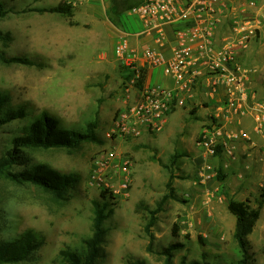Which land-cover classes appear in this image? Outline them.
<instances>
[{
	"label": "rangeland",
	"instance_id": "374dc122",
	"mask_svg": "<svg viewBox=\"0 0 264 264\" xmlns=\"http://www.w3.org/2000/svg\"><path fill=\"white\" fill-rule=\"evenodd\" d=\"M135 1L124 0L114 23L107 14L112 0H0L11 10L0 17V91L9 96L5 110L27 112L1 126L0 159L42 112L68 129L99 124V139L76 149L20 150L11 171L67 179L62 193L0 174V249L17 245L28 232L35 237L25 259L3 264H67L63 252H85L93 237L97 202L107 204V232L94 264H264V207L245 249L234 237L236 217L228 210L231 199L256 206L264 187V146L258 155L255 147L241 153L240 143L253 140L240 131V139L230 138L237 130L214 113L201 122L198 106L178 109L162 130L140 138L107 136L145 85V79L131 81L132 71L114 53L119 29L132 31L127 6ZM60 4L71 5L73 16L41 11ZM247 48L240 62L264 75V23ZM2 56L35 64L8 63ZM208 132L220 151L209 159L215 177L202 181L199 142Z\"/></svg>",
	"mask_w": 264,
	"mask_h": 264
},
{
	"label": "built area",
	"instance_id": "2783aa9c",
	"mask_svg": "<svg viewBox=\"0 0 264 264\" xmlns=\"http://www.w3.org/2000/svg\"><path fill=\"white\" fill-rule=\"evenodd\" d=\"M262 3L263 0H141L131 7L128 17L139 20L141 27L136 32L119 29L116 57L132 71L133 83L145 79L147 69L163 66L167 75L177 79L178 87L144 85L119 112L108 138L136 139L162 130L173 109L183 103L180 93L194 86L202 74L194 68L193 57L203 58L208 72L226 84L227 114L243 115L249 99L246 82L250 69L240 62L238 54L248 47L250 38L264 23ZM168 32L174 35L178 51L170 61L155 45L142 42L150 36L159 40ZM219 33L226 35L218 38ZM262 126L259 122L256 129L260 131ZM241 136L239 132L230 134V138ZM216 139L208 132L199 142L205 156L204 165L197 171L202 181L215 177L209 159L218 155ZM108 155L114 157L115 152Z\"/></svg>",
	"mask_w": 264,
	"mask_h": 264
},
{
	"label": "trees",
	"instance_id": "16d2710c",
	"mask_svg": "<svg viewBox=\"0 0 264 264\" xmlns=\"http://www.w3.org/2000/svg\"><path fill=\"white\" fill-rule=\"evenodd\" d=\"M123 1V2H122ZM141 0L130 2L127 10L134 5L138 4ZM126 2L124 0H112V6L107 11L112 22L116 20L120 22L122 11L121 6H124ZM4 4L0 3V17H5L10 12ZM41 11H47L52 13H60L66 16H73V7L67 4H60L54 7L42 8ZM115 15V17L112 16ZM2 59L8 63H25L34 65L35 62L28 58L2 56ZM9 103V96L0 91V128L7 122L15 119H20L27 116V112L24 108L17 110H5ZM98 121L95 120L89 123L85 130H73L62 126L58 118L50 116L48 113L42 112L33 119L29 124L22 128L23 134L15 136L11 140L12 148L7 151L5 157L0 159V174L6 177L13 178L20 181H31L48 192L62 193L66 188L67 179L59 178L56 176L49 177L43 173L25 171L20 173H13L11 167L17 163L20 150L22 148H68L70 150L76 149L82 145L85 141H97L96 129L98 128ZM218 148V152L220 148ZM104 197V196H103ZM106 203L100 204L97 202L95 205V222H94V234L93 237L86 240V251H64L63 259L67 264H94L98 256L100 255V244L103 242L104 235L107 229L104 222L107 218ZM264 207V187H262L259 197L256 199V206L247 201H240L231 199L228 204V210L236 217V229L234 237L240 247L245 249L247 245V236L251 234L261 216L262 209ZM155 211H152V219L149 226H153L155 223ZM148 230L150 231L149 227ZM35 238L34 234L28 232L24 234L22 239L17 245L12 244L7 248L0 249V264L6 262H17L25 259L33 247H31L32 239ZM194 264H203L194 262Z\"/></svg>",
	"mask_w": 264,
	"mask_h": 264
},
{
	"label": "crops",
	"instance_id": "0c3cea01",
	"mask_svg": "<svg viewBox=\"0 0 264 264\" xmlns=\"http://www.w3.org/2000/svg\"><path fill=\"white\" fill-rule=\"evenodd\" d=\"M133 22L132 31L140 29L141 24L139 20L131 19ZM226 33H219L217 37H223ZM143 43L155 45L160 53H162L167 60H172L176 57L177 50L176 42L174 41V35L172 32H168L165 36L160 37L159 40H155L153 36L147 37L142 40ZM248 48L240 50L238 56L241 60L244 58V53ZM195 66L194 68L199 70L202 74L197 77L196 84L189 85L185 91L180 93L183 103L173 109L168 117V124L172 113L178 109L189 111L194 106H198L197 114L200 118L215 115L219 116L221 122L225 125L228 124L237 132H244L248 138L252 139V142L244 141L240 143L239 150L241 153L249 152L250 148L255 147L254 151L258 155L260 148L264 146V86L259 83H264V75L258 72V68L253 67L248 74V80L246 86L248 88L249 99L248 103L244 107V116L232 115L231 119L227 120V107L226 98L228 96V90L226 84L218 80V77L211 75L208 72V68L204 63V59L192 58ZM146 86H163L168 88H177V79L172 75H167L163 66L151 67L146 70L145 75ZM207 101L208 103H203ZM225 117V118H224ZM201 118V122H202ZM260 119L262 122V129L258 131L256 129V120ZM175 126V124H174ZM253 152V151H252ZM258 158V157H257ZM264 163V162H263Z\"/></svg>",
	"mask_w": 264,
	"mask_h": 264
}]
</instances>
